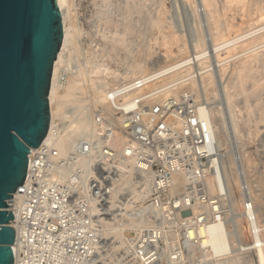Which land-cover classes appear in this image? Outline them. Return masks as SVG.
<instances>
[{
  "label": "built area",
  "instance_id": "1",
  "mask_svg": "<svg viewBox=\"0 0 264 264\" xmlns=\"http://www.w3.org/2000/svg\"><path fill=\"white\" fill-rule=\"evenodd\" d=\"M66 75L63 68L61 80ZM144 81L111 86L106 104L88 103L91 129L73 136L69 152H59L54 142L43 141L37 152L30 153L26 179L13 197L18 243L15 264H97L99 240L105 235L103 219L112 218L121 208L112 205V193L130 158L141 173L153 177L155 203L168 204L163 196L173 193L179 174L187 179L180 187L188 190L181 197L185 204L211 203L221 211L226 199V166L219 133L201 115L200 106H209L208 101L192 92L153 105L148 103L149 96L124 97ZM64 126L63 134L70 131L68 120ZM118 134L126 139L121 151L114 143ZM210 176H216L217 194L210 191ZM170 197L175 206L181 199ZM248 199L246 211L252 213L249 217L254 225L259 218L254 201ZM209 221V215L201 214L197 224ZM261 239L264 243L263 232ZM142 248L143 244L136 251L155 255ZM88 250L93 256H86Z\"/></svg>",
  "mask_w": 264,
  "mask_h": 264
},
{
  "label": "bare ground",
  "instance_id": "2",
  "mask_svg": "<svg viewBox=\"0 0 264 264\" xmlns=\"http://www.w3.org/2000/svg\"><path fill=\"white\" fill-rule=\"evenodd\" d=\"M56 1H57L58 6L61 9V12H62V20H63L64 30H63V40H62L61 48H60V51L58 52L57 57L55 59L53 72H52V80H51L50 91H49L51 120H50V128H49L47 136L44 139V143L46 144L49 142H54L56 144L57 148L59 149V152H62V153L69 152V150L71 148V141L73 140V136L78 131H85V130L91 129V112L87 111L89 108H87V110L85 109V105L88 101V98L90 96H92L91 99L93 100V104H95V103L106 104L108 102L109 88L111 87V85L106 80L102 79L101 77L110 72L109 64L106 62L107 61L106 57L108 56V57L112 58L113 54L115 52H117V49L119 46H123V48L125 49L126 58H128L129 56H132V57H131V59H129V58H128V60L126 59L127 61H126V65L124 64L125 68H124L123 72L117 73L119 76V78L117 79V82H118L117 84H120V83L126 82V81H134L137 79L145 80L142 87L137 88V89L131 88L132 90H129L124 97L130 98V97H136V96H140V95L149 96L148 99L150 98L151 104H153V102L155 103L156 101H159V100H164L170 96H176L177 97L178 95H180L183 92H192V93L196 94V92L198 91L199 94L201 93L200 94L201 96L205 95L207 97V99H210L211 96H219L218 92H220L219 90H221V89H218L220 87L217 88V86L215 84L216 83V77L218 76V74L217 75H215V74L217 73L218 69H217V71L214 72V70H216L214 67L215 66L214 65V58H215V61L217 62V65L219 66L220 71L222 73H224L226 70L225 65L228 63V60L234 56L235 57L238 56L237 55L238 53L235 51H236L237 47L239 46V44H241V43L246 44V49L245 50H244V48H242V49L245 51V52L243 51L244 54H249V56L256 54L257 53V52H255L256 50H258L261 47H264V4L262 5V2H263L262 0H255V4L258 7V12H257L256 17H252L251 14L248 13L246 20H244L240 24H236L234 22L231 13L235 9L239 10L240 8L241 9L243 8V6H245L244 0H187V2L190 4V6H192L193 10H195V8H197L198 6H202V8H204L203 9V10H205L204 15H206L205 18H206V22H207L206 25L208 24L207 30L209 31V35H211V38L213 40L212 47H213V51L215 53V56H213L214 54L212 55V54L208 53V51H207L208 47L205 46L206 45L205 44V37L203 36V34H199L202 32H198L197 34H199V35L196 36V39H195L194 46H195L197 51L195 50L194 52L190 53L189 55H187V50H186L187 43L184 40V38L181 37L180 35H176L173 32H170L168 34H165L163 36V39H164V41L166 43V47H167L166 48V55L169 58H173L172 60H174V61L169 63L168 65L162 66L160 68H151L147 64V62H148L147 58L149 56V49L146 52H145V50L144 51L140 50L141 52H144L143 54H141L140 51L137 50V51H139V54H136V52L134 51V49L132 47L134 44V43H132L134 41L133 37L139 39L138 37L140 36V38H141V35H143V33H144L143 29H141V28H142V22H144L145 18L142 15L149 13L148 12L149 9L148 10L143 9V8H146L143 5V0H139L140 2L142 1L141 4H142L143 8L141 6L132 5L131 4L132 2L129 0H127L126 4H125V0H122L121 3H123V5H118V4H120L119 2L117 4L118 7L121 8V9H119V12L117 10H116L117 12L116 11L114 12L113 8L110 9V7L112 5L111 2H113L114 0H112V1L111 0H101L102 2H99L98 0H94L95 1L94 5H96L98 7V9L94 15V17H95L94 23H95V26L97 28L96 30L98 33L97 34L95 32V37L97 35H99L101 40L105 41L104 44H102L103 42H101L100 40L99 41L101 43L100 42L98 43V41H96L94 39L92 41V43H95V41H96V44L94 46L95 49L94 48L90 49V47L93 45L92 43H90L92 45L89 48H87V46L84 45L85 31L82 28H79L80 29L79 34L77 35V33L75 31L76 27L78 28L77 20L76 19L74 20V15H71V12L72 13L74 12V7L72 6V4H70L69 0H56ZM132 1H135V0H132ZM124 4H125V6H124ZM137 4H138V2H137ZM117 5L115 3V6H117ZM193 7H195V8H193ZM246 7H247V5H246ZM244 9H246V8H244ZM200 10H202V9H200ZM144 11H146L147 13H145ZM134 14H137L138 16L134 15ZM159 15L158 14L155 16L152 15L151 16L152 18L150 17V19H149L150 22H148V24L150 23L153 26L158 25L159 28H161L162 24L164 25L165 22L162 21V19ZM244 15H246V14H244ZM135 16H137V18ZM142 19H143V21H142ZM92 29H93V27H92ZM87 32H86V34H87ZM92 33H94V32H92ZM228 34H231L230 38L220 40L223 37L227 36ZM99 37H98V39H100ZM168 37H170V38L177 37V40H176V42H173V41L169 42L170 38H168ZM93 38L94 37H92L91 40ZM168 43L169 44L175 43L177 45V47L179 48L180 54H178L177 57L174 56L171 45H169ZM129 44H131V45L129 46ZM146 48H148V46ZM211 50H212V48H211ZM147 52H148V54H147ZM261 54H262V52H261ZM182 55H185V57L180 58V56H182ZM262 55H264V54H262ZM260 56L257 58H260ZM247 57H245V58H247ZM194 59H197L195 61L196 64L194 61H192ZM211 60L213 61V66L210 64ZM216 62H215V64H216ZM241 63L242 64L238 65V67L236 68L237 76L235 74V77L237 78V80L234 81L235 80V78H234V80H233L234 83L232 81L231 82L233 84L230 82L232 85L228 81V83L230 85L227 83L223 89L225 96H226V99H227V102H228L227 108H229V111L231 112V115H232V116H230V118H232L231 121L233 122L232 123L233 126H232V124H231V126L236 131H238V127L240 129L241 124L238 125L240 123V122H238V119H237L239 115L236 114V110H237L236 107H238L237 106L238 104L236 103L235 100L237 99L238 94H240L241 92L243 93V91L245 90L246 86L244 85L245 84L244 81H246V79H248L250 77V72H251L250 68L245 66V62L241 61ZM193 64H195V65H193ZM197 64H198V66H197ZM63 68H65L67 70V75L65 76L64 80H61V71ZM198 73L200 75H198ZM198 76H201V77H198ZM223 76H224V74H223ZM251 76H253L252 73H251ZM161 78H163L161 80V82H162L161 85L152 89L151 92L148 94L143 93V90L145 89V86L147 84H149L150 82H154V81H155L154 83L156 84V82ZM254 79L257 81L256 78H254ZM217 81L219 82V80H217ZM83 84H87L86 90L89 91L87 97L81 96V95L78 96V89ZM180 84L187 85V86H184L186 90L183 89V91H182ZM217 85L219 86L220 84H217ZM256 93H258V92H256ZM222 96H224V95H222ZM205 99L206 98H204V99L202 98V100H205ZM209 106H207L205 108L203 106H200L201 107V115L205 118H209L210 121L212 122V124L214 125L215 130L219 133V131H221L220 130L221 127L218 126L219 127V130H218V127L216 124H220V123L223 124L222 119H221L222 116H221L220 112L217 111L216 115H218V114H220V115L216 116V118L219 117V119L221 121L216 120L215 109L217 110L218 108L215 107V109H214L213 108L214 106H212V104L210 107ZM86 107H88V105ZM249 107H250V105H249ZM249 107H247V108H249ZM248 114H250V113H248ZM65 120H71V123H69V125H68L70 131L63 134L62 128L64 127ZM226 120L228 121V119H226ZM241 121H242V119H241ZM243 121L245 122V120H243ZM248 123H251V122L248 121L246 124H248ZM222 128H223V126H222ZM226 129H228V128H226ZM242 129L243 128H241V130ZM223 134H221V135H223ZM244 136H247V134ZM125 140H126L125 136L118 134L114 139L115 147L121 151L123 149ZM38 149L39 148H33L31 151V156L33 155L34 152H37ZM230 161H231V159H230ZM239 167L240 166H238L237 168H239ZM136 169L138 170V163L134 159L130 158L128 171H126L125 173H122L120 175V179H119L120 183L118 182L120 184V186L117 185L120 187L121 193L123 191L122 194L124 196H121V194L119 193L120 190L116 187H115L116 190H114L112 193V199H111L112 203H113L112 205L113 206H116V205L120 206L121 207L119 209L120 212L114 213V216H113L114 220L113 221H112V219L110 220L109 218H108L109 220L107 218L103 219V221L106 220V224H107V225L105 224L106 227H110L111 223L115 227L118 226V224H120V225L122 224V226H124V227L120 226V228H121L120 231H122L123 228H125L126 226L130 227V229H132L131 227H134V226H135V228L136 227H142L143 221L147 215H148V217H150L149 215L160 212V208L162 207V205H160V208L158 206H156L154 199H152V201H150V202L147 201V199L151 195V183L153 182V177H152V182H151L150 174L145 172V171L143 172L145 174H143V173H141L140 170H138V172L140 171L139 173H141V175L142 176L144 175V176L143 177H140L141 175L136 176V175H139L138 172H137L138 174H135ZM175 180H176L175 181L176 182V186H175L176 190H178V188H180V187H177L179 184L182 187V186H184V183L186 184V182H187V179L183 176L182 177L179 176V174L175 176ZM223 183H224V189L226 190L225 180H223ZM135 184L140 185L141 189L140 188L137 189L139 186L136 187L137 185H135ZM181 184H183V185H181ZM208 184L216 190L215 191L216 194L219 193L220 189L217 186L216 176L215 177L211 176L208 180ZM260 185H257V187H255L253 185L255 188H252V185H251V187L249 189L250 190L249 192H251V196L252 195L254 196L256 192H257V195H259V199L261 196H263L262 188ZM115 186H116V183H115ZM152 186H153V184H152ZM126 189H129L127 191V192L130 191L129 194L128 193L126 194ZM258 192L261 194H258ZM16 195H18V194H16ZM245 197H246V195H245ZM245 197L244 198L240 197L238 201H235L236 210L237 209L239 210L238 211L239 216L241 214L243 215L242 218L239 219V222H240V220H243L246 223V227L248 225L249 228L248 227L247 228L249 229V231H248L249 235H250L249 238L251 237L252 241L250 243H247V244H249L255 248L257 264H264V243H263V240L261 239V233L264 231V224H262L263 223L262 221H257V223L253 225V223L251 222L250 217H249L252 215V213L249 212L250 214L248 215L247 211H246V202L248 201V198H245ZM255 197H257V196H255ZM126 199H128V201H126ZM257 201L259 202V200H257ZM260 201H262V200H260ZM15 202H16V199H14V198H12L9 201V203H10L9 209L10 210L16 211V206L14 205ZM198 203H201V204L195 205L194 211H193L194 215L196 217L193 215L191 218H189L190 217L189 216L187 219H189L191 221V220H194L196 218V220L198 222L199 216L201 214H209L211 216V220L207 223L199 222L198 226H194V227L190 226V228H188V230H187V235H188L187 237L189 239L195 238V240L197 238H199V241L198 240H196V241L200 242L199 245L205 247V249H207L211 255L215 256V257L212 256L213 258L221 257L217 261L219 264H221L223 262L228 263V261H230V259L227 258V255L229 253L231 254L232 250L234 249V248H232V245H233L232 244V234L236 231L235 230L236 227H234L235 231L234 230L231 231L230 228H228L225 219H223V217L221 216L222 214H220L221 211H220V208L218 205L215 206L211 203H205V204L203 203L202 204V202H198ZM255 204H257V203L255 202ZM163 205H164V207L167 206V205L165 206V204H163ZM179 205H181V203ZM167 208H169V207H167ZM217 208H218V211H215V210H217ZM256 208H257V206H256ZM163 211H164V209L163 210L161 209V212H163ZM237 215L238 214H236V216L235 215L234 216L239 218ZM171 223L173 225V222H171ZM171 223H170V225H171ZM10 224L14 227V226H16V221L13 220V221H11ZM113 225H111V226L114 227ZM241 225H243V222ZM112 227L109 229V231L114 229ZM116 228H115V231L114 230L113 231L118 233L120 228H118V231H116ZM136 229L139 230V228H136ZM242 229L245 230L246 228L244 229V227H243ZM107 230H108V228L106 229V231ZM140 230H141V228H140ZM106 231H105V233H106ZM113 231H111V232H113ZM135 231H137V230H135ZM124 232H125V230H124ZM107 233H109V232H107ZM236 233H234V234L236 235ZM120 235H118V236H120ZM124 235L125 234H123V236ZM105 236L108 237V234H105ZM114 236H117V235L114 233ZM148 237H150V236H148ZM116 238L119 239L120 242H117L116 245H115V243L112 244L115 247L117 245L123 243V242H125L124 244H126V242H127V241H123L124 238H122V235H121V237H115V240H116ZM126 239L128 240V238H126ZM236 239H238V238H236ZM130 240H131V238H130ZM130 240H128V242ZM183 244L185 245V243H183ZM249 245H248V247H249ZM120 246L121 245H119V247ZM189 246H190V244H189ZM201 246H199V247H201ZM237 247L240 250V246H237ZM14 248H15L16 257H17L18 243L14 244ZM115 249L118 250V248H115ZM234 250H236V249H234ZM205 251H202V252H205ZM107 253H109V252H107ZM107 253H106V255L105 254L104 255L107 256ZM135 254L136 255H134V254L133 255L135 256L134 259L136 261L135 263H137V264H145V263L151 262V260H154L153 254L149 255V256H147L146 253L140 254L139 252H136ZM88 255L93 256V251L88 250L86 252V256H88ZM110 255H108V256H110ZM175 255L173 258L178 259V256L177 255L175 256ZM211 255H210V257H211ZM234 255H235V253H234ZM201 256H203V255H201ZM106 258H108V257H106ZM106 261L107 260H105V262ZM172 261L174 262V260H171V263H172ZM204 261H205V259H204ZM179 262L180 261H178V263ZM178 263H176V264H178ZM122 264H125V263H122ZM128 264H133V263H128ZM232 264H235V263H232Z\"/></svg>",
  "mask_w": 264,
  "mask_h": 264
},
{
  "label": "rangeland",
  "instance_id": "3",
  "mask_svg": "<svg viewBox=\"0 0 264 264\" xmlns=\"http://www.w3.org/2000/svg\"><path fill=\"white\" fill-rule=\"evenodd\" d=\"M98 1L102 2L101 0H98ZM126 1L127 0H125V4H126ZM129 1L132 2L131 3L132 5H137V6L142 7V4H141L142 1L141 2L139 0H135L136 2L132 1V0H129ZM262 1H263L262 2V5H263L264 0H262ZM69 2L74 7V12L73 13L71 12V15H74V20L75 19L77 20L78 28L76 27V29H75L77 35L79 34V30H80L79 28H82L85 31L84 45L87 46V48H89L93 44L90 47V49H92V48H94L96 41H98V43L101 41V42H103L102 44H104L105 41L101 40L99 35H97L98 34L97 30H96L97 28H96L95 23H94V19H95L94 15L98 9V7L96 5H94L95 1L94 0H69ZM114 2L116 3V5L118 4V2L120 3L118 5H123V3H121L122 0H114L113 2H111L112 5L110 4L111 5L110 9L113 8L114 12L116 10L119 12V9H121V8L118 7V5L115 6ZM137 2H138V4H137ZM125 4H124V6H125ZM244 4H245V6H243L242 9L241 8L239 10L235 9L231 13L233 20L236 24H240L241 22L246 20L248 13H250L252 17H256V15H257L258 7L255 4V0H244ZM143 5L146 7V8L142 7L144 10L149 9L148 10L149 13L144 11L147 14L142 15L145 18V19L143 18L144 22H142V28H141V29H143L144 33H143V35H141V38H140V36L138 37L139 39L133 37L134 41L132 43H134V44L132 47H133L134 51L136 52V54H139L140 50L141 51L145 50V52H146L149 49V56L147 58L148 59L147 64L151 68H160V67L166 66L169 63L174 61V60H172L173 58L167 57V55H166V48L167 47H166V43L163 39V36L165 34L170 33V32H173L174 34L180 35L181 37L184 38V40L187 43V45H186L187 55H189L190 53H192L196 50V48L194 46L196 36H198L199 34H203V36L205 37V44H206L205 46L208 47L207 48L208 53H210L212 55L214 54L213 56H215V53H214L213 47H212L213 40L211 38V35H209V31L207 30L208 24L206 25V23H207L206 18H205L206 15H204L205 10H203L204 8H202V6H198L199 8L193 7V8H195V10H193L192 6H190V4L187 2V0H143ZM246 5H247V7H246ZM244 8H246L247 10ZM200 9H202V10H200ZM157 14L158 15L160 14L159 16L161 17L162 21L165 22L164 25L162 24L161 28H159L158 25L153 26L150 23L148 24V22H150L149 21L150 17L152 15L155 16ZM244 14H246V15H244ZM134 15H137V14H134ZM137 16H135V17L137 18ZM143 19H142V21H143ZM92 27H93V29H92ZM86 32H87V34H86ZM92 32H94V33H92ZM95 32L97 33L96 37H95ZM198 32H202V33L197 34ZM92 37H94V38L91 40ZM98 37L100 39H98ZM230 37H231V34H228L227 36L223 37L220 40L228 39ZM168 38H170V37H168ZM94 39L96 41H95V43H92V41ZM176 40H177V37H172L169 39V42L170 41L176 42ZM90 43H92V44H90ZM130 45L131 44H129V46ZM169 45H171L174 56L177 57V55L180 54L179 48L177 47V45L175 43H173V44L170 43ZM147 46H148V48H146ZM238 47L235 51L238 53L237 54L238 56H236V57L234 56L228 60V63L225 65L226 70L224 73H222L220 71L219 66L217 65V62L215 61V58H214V65H215L214 67L216 69V70H214V72L217 71V69H218L217 73L215 74V75L218 74V76L216 77V83L215 84H216L217 88L220 87L218 89H221V90H219L220 92H218L219 96H211L210 99H207V97L205 95L201 96L200 95L201 93L199 94L197 90H196L197 91L196 96L201 100H202V98L203 99L206 98L209 101L208 102L209 105L211 106V104H212V106H214L213 107L214 109H215V107H217L219 110L215 109V111H216L215 118H216V116H219L221 114V116H222L221 119L223 122V124L222 123L216 124L217 127L218 126L221 127L220 128L221 131H219V137H220L221 147H222L223 152H224V159H225V166H226L225 171H226V176H227V186L225 187L226 188V191H225L226 192V194H225L226 199L224 201L225 203L221 204L222 213H220V214H222L221 216L223 217V219L226 218L225 221L227 223L228 228H230V230L232 231L235 229L234 227H236V229H235L236 231L234 230L235 232L234 231L233 232L234 233L237 232V233H236V235L234 233L232 234V244H233L232 248H234L236 250L233 249L231 254L229 253L227 255V258L230 259V261H228V263L223 262L221 264H232V263H235V264H257L255 248L252 247L251 245L247 244V243H250L252 241L251 237L249 238V236H250L249 232H248L249 227H248V225H247L248 228L246 227L245 221L240 220V222H239V219H241L243 215L241 214L239 216V212H238L239 210L238 209L236 210L235 201H238L240 197L244 198L245 195H246L245 198H251V200L253 199L254 204H255V202L257 203V204H255V207L257 206L256 210H257V215H258L259 221H262L263 222L262 224H264V55H262V54H264V47H261L258 50H256L255 52H257V53L252 55V56H249V54H244V52H245L244 50L246 49V44L241 43V44H239ZM211 48H212V50H211ZM242 48H244V50ZM137 50H139V51H137ZM141 51H140V53L143 54L144 52H141ZM261 52H262V54H261ZM147 54H148V52H147ZM256 56L257 57L260 56V58H257ZM131 57L132 56H129L128 58L131 59ZM183 57H185V55L180 56V58H183ZM245 57H247V58H245ZM128 58H126V53H125V49L123 48V46H119L117 49V52H115L113 54L112 58L108 57V56L106 57V60H107L106 62L109 64L110 72L108 74L103 75L101 78L106 80L111 86L117 85V83H118L117 79L119 78L117 73L123 72V70L125 68L124 64L126 65V61L128 60ZM196 60L197 59H194L192 61L195 62ZM241 61L245 62V66L249 67L251 72H250V77L248 79H246V81H244L245 82L244 85L246 86L247 89L244 87L245 90L243 91V93L241 92L240 94H238L237 99L235 100L236 103L238 104L237 105L235 103L238 106V107H236L237 110L235 109L236 114L239 115L237 119H238V122H240V123L238 125L241 124L240 129L238 127V131H236L234 128H232L233 122L231 121L232 118H230V116H232V115H231V112L229 111V108H227L228 102H227V99H226V96H225L223 89H224V86L228 83V81H229V83L231 81L234 83V81L237 80V78L235 77L236 68L238 67V65L242 64ZM215 62H216V64H215ZM195 64H196V62H195ZM195 64H193V65H195ZM210 64L213 66L212 60H211ZM197 66H198V64H197ZM251 73L253 74V76H251ZM223 74H224V76H223ZM198 75H200V74L198 73ZM236 76H237V74H236ZM198 77H201V76H198ZM234 78H235V80H234ZM254 78H256L257 81ZM162 79L163 78L159 79L156 82V84L154 83L155 81L147 84L145 86V89L143 90V93L148 94L151 92L152 89L161 85ZM217 80H219V82ZM217 84H220V85L218 86ZM86 86H87V84H83L82 86H80V88L78 89V96H80V95L86 96V97L88 96L89 91L86 90ZM180 86L182 88L181 90L183 91V89H185L184 86H187V85L180 84ZM256 92H258V93H256ZM222 95H224V96H222ZM91 97L92 96H90L88 98L87 103L93 104V100L91 99ZM87 103L85 105L86 110H87V108H89V107H86ZM148 103L150 105H153V104H151L150 98L148 99ZM96 104H100V103H95V105ZM249 105H250V107H249ZM247 107H249V108H247ZM87 111L90 112L89 109ZM217 111H219L220 114L216 115ZM248 113H250V114H248ZM217 118H216V120L219 121L220 120L219 117H217ZM226 119H228V121ZM241 119H242V121H241ZM243 120H245V122ZM68 121H69L68 122V125H69V123H71V120H68ZM248 121L251 123L246 124ZM231 124H232V126H231ZM222 126H223V128H222ZM219 127H218V130H219ZM226 128H228V129H226ZM241 128H243V129L241 130ZM221 134H223V135H221ZM246 134H247V136H244ZM230 159H231V161H230ZM238 166H240L239 167L240 169L237 168ZM138 170H139V167H138ZM138 170L137 169L135 170L136 171L135 174H138L141 171L140 170L138 172ZM127 171H128V168H127ZM143 174H145V173H143ZM140 175H141V173H139V175H136V176H140ZM143 176L141 175L140 177H143ZM150 176H151V174H150ZM118 182H119V180H118ZM118 182L116 183V186H114V190H116V188H118L120 190V187H119L120 182L119 183ZM151 182H152V176H151ZM117 185H119V186H117ZM135 185H137V184H135ZM181 185H183V184H181ZM185 185L186 184L184 183V186ZM225 185H226V183H225ZM251 185H252V188L257 187V185L261 186L263 196H261L260 199H259V195H257V192L255 193L254 196L253 195L251 196V192H249ZM136 187H138L137 189H139V188L141 189L140 185H137ZM177 187H181L180 184ZM174 188L171 191L173 193H171L170 195L174 196L176 199H180L181 197L183 198L185 193L188 191V190H186V188H178V190H176V188L175 189ZM210 189H211V192L213 194H216L215 193L216 190L212 186H210ZM128 190L129 189H126V194L130 193V191L127 192ZM152 190H153V186L151 183V195L147 199L148 202L152 201V199L154 197ZM119 193L121 194V190L119 191ZM122 193H123V191H122ZM258 194H261V193L258 192ZM170 195L168 193V195L165 194L163 196L165 199L164 201L168 202V204L164 203L165 206L167 205L166 207H164V205L162 204V207L160 208L161 204L156 203V206H158L160 208V212H157L155 214H151V215H149L150 217H148V215H147L143 221L142 227H136V228H139V230L136 229L135 226L131 227L132 229H130V227L126 226L125 227L126 229L123 228V230L120 231L121 230L120 226L124 227V226H122V224L121 225L118 224L119 227L116 226L117 228L112 223L110 224V227H106V225H107L106 220H104L103 221L104 222L103 223L104 224V233H105L106 229L108 228V230L105 233V234H108V237H106L104 235L99 240L100 243L98 245V254L96 255V258H98L97 264H122V263L137 264V263H135L136 261L134 259L135 258L134 255H136L135 253L137 252L136 251L137 247L139 248L138 245H141V244H143V246H144L142 248L144 252L153 251V253H155L154 260L148 264H176V263H178V261H180L178 264H217L218 259L221 257L213 258L215 256L211 255L209 253V251L207 249H205V247L199 245V243H200V242H198L199 238H197L196 240H198V241H196L195 238L189 239L187 237L188 236L187 235L188 228H190V226L194 227V226L199 225L197 223H196L197 225H195V221L197 222V220L194 219L195 221H193V220L190 221L187 218L189 216H190L189 218H191L194 215V212H193L194 206L200 205L201 203H198L199 201H196L195 203L193 202V203H191V205H189V204H185L181 198L180 200L176 201L177 202L176 206L177 205L179 206V207H176L175 205L172 204L171 198H173V197H170ZM121 196H124V195H121ZM255 196H257V197H255ZM257 200H259V202ZM260 200H262V201H260ZM126 201H128V199H126ZM169 201H171V202H169ZM180 203H181V205H179ZM167 207L173 208L170 213L166 212V211H170V209H171V208L169 209ZM161 209L162 210L164 209V211L161 212ZM119 212H117V213H119ZM236 214H238L237 216L239 218L235 217ZM207 215H209V214H207ZM209 218L211 220L210 215H209ZM104 219H106V218H104ZM109 219L110 220L112 219V221L114 220L113 217L109 218ZM169 222L170 223L173 222V225H172V223L170 225ZM242 222H243V225H241ZM111 225H113L114 227H112ZM111 227L114 228L113 229L114 231H115V228H116V231H118V228H120L118 233L111 230L117 236H114V233L109 231V229ZM243 227H244V229L245 228L246 229L243 230L242 229ZM140 228H141V230H140ZM124 230H125V232H124ZM135 230H137V231H135ZM107 232H109V233H107ZM122 233L125 235L123 236ZM120 234L122 235V238L125 239V240L123 239V241H127L126 244H124L125 242H123L121 244L118 243L119 245H121L120 246L121 248L119 247V245H117L118 247L117 246L115 247L114 245H112L114 243L116 245L117 242H120V240L117 238H116L117 241L115 240V237H121ZM118 235H120V236H118ZM148 236H150V237H148ZM263 236H264V231H263ZM126 238H128V240H130V238H131V240L128 242V240ZM236 238H238V239H236ZM183 243H185V245ZM189 244H190V246H189ZM198 245L201 246L202 248L199 247ZM248 245L250 248L248 247ZM237 246H240V250ZM114 247L118 248V250L115 249ZM202 251H205V252H202ZM105 252L106 253L109 252V253H107V256H105L106 255ZM234 253H235V255H234ZM175 254L178 256V259L173 258ZM108 255H110V256H108ZM201 255H203L204 257ZM210 255H211V257L212 256L213 257L211 258ZM106 257H108V258H106ZM204 259H205V261H204ZM105 260H107V261L105 262ZM171 260H174L175 263L173 261L171 263Z\"/></svg>",
  "mask_w": 264,
  "mask_h": 264
},
{
  "label": "water",
  "instance_id": "4",
  "mask_svg": "<svg viewBox=\"0 0 264 264\" xmlns=\"http://www.w3.org/2000/svg\"><path fill=\"white\" fill-rule=\"evenodd\" d=\"M63 30L56 0H0V264H15L9 201L50 128L49 91Z\"/></svg>",
  "mask_w": 264,
  "mask_h": 264
}]
</instances>
